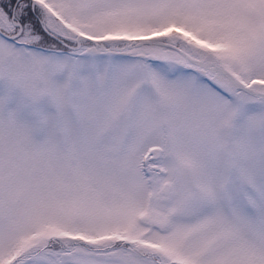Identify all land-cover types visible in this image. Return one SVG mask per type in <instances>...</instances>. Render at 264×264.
<instances>
[{"label":"snow or ice","instance_id":"6c2138e0","mask_svg":"<svg viewBox=\"0 0 264 264\" xmlns=\"http://www.w3.org/2000/svg\"><path fill=\"white\" fill-rule=\"evenodd\" d=\"M0 264H264V0H0Z\"/></svg>","mask_w":264,"mask_h":264}]
</instances>
